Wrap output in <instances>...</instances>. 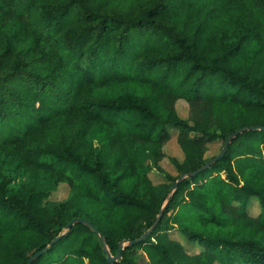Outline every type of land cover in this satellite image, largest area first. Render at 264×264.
Returning a JSON list of instances; mask_svg holds the SVG:
<instances>
[{
  "label": "trees",
  "instance_id": "1",
  "mask_svg": "<svg viewBox=\"0 0 264 264\" xmlns=\"http://www.w3.org/2000/svg\"><path fill=\"white\" fill-rule=\"evenodd\" d=\"M259 126L264 0H0V264H264Z\"/></svg>",
  "mask_w": 264,
  "mask_h": 264
},
{
  "label": "rangeland",
  "instance_id": "2",
  "mask_svg": "<svg viewBox=\"0 0 264 264\" xmlns=\"http://www.w3.org/2000/svg\"><path fill=\"white\" fill-rule=\"evenodd\" d=\"M176 109H177L178 114L181 117L187 118L188 105L184 100L177 101ZM175 134H176L175 130L172 129V136L170 140L164 146L166 157L160 162L164 171L168 173H172V174H174L175 171H174L173 163L170 160V158L174 157L175 159L179 161H181L183 158V152L181 151L176 141ZM219 147H220V142H214V143L209 144V151L207 152V155L216 154L219 151ZM149 175L155 183L164 181V176L162 175V173L156 170L151 171ZM67 193H68L67 185L62 183L59 185L57 190L53 191V193L49 197V200L52 202L63 200L67 196ZM256 210H257V203L253 201L250 207V211L255 212ZM171 236L181 240L182 243L184 244V247L190 252L197 251L200 248L198 244L189 243L182 235L175 233V231L171 233Z\"/></svg>",
  "mask_w": 264,
  "mask_h": 264
},
{
  "label": "water",
  "instance_id": "3",
  "mask_svg": "<svg viewBox=\"0 0 264 264\" xmlns=\"http://www.w3.org/2000/svg\"><path fill=\"white\" fill-rule=\"evenodd\" d=\"M259 127H260V128H264V126H259ZM253 128H255V127H254V126H250V127H242V128L237 129L236 131L232 132V133L227 137L226 142H225L224 146L222 147V149L219 151V153H217L213 158H211V159H210V160H209V161H208L203 167H207V166L210 164V162L215 161V160H217L219 157H221V156L226 152V150H227V148H228V145H229V142L232 140V138H233L234 136H236L237 134L241 133V132L244 131V130H247V129H253ZM182 177H183V176H181V177L178 179V181H180V180L182 179ZM178 181L174 184L173 188H176V187H177V185H178ZM162 210H163V209H161V210L159 211V214H158V216H157V218H156V221L160 218V215H161V213H162ZM156 221L154 222V224L156 223ZM76 222H83V223L89 225V226L91 227V229H92L94 232H96V233L99 234V236H100L101 239H102L103 249H104V251L107 252V257H108V260H109V261L117 260V259L121 256V250H122V248H123L124 241L120 242V244H119V249H118L117 254H116V255H111V253L108 251V249H107V247H106V245H105V241H104L103 235H102L101 232H99L98 229H97L96 227H94L89 221L84 220V219H80V218H75V219H73L72 221H70V222L67 224V227H70L71 225H73V224L76 223ZM154 224H153V226H154ZM151 228H152V227H151ZM150 230H151V229L145 231V232H144L139 238H136V239H134V240H130V241H129V244H131V243H133V242H137V241L143 239V238L147 235V233H148ZM60 236H61V235H58L57 237H55L54 239L51 240V242H50L49 245H47V246L44 247L43 249H41V250L35 252L33 255H31L30 258H29V260H28V262H27V264H31L32 261H33L38 255H40V254L43 253L48 247H50V245L53 244V243H54V242H55Z\"/></svg>",
  "mask_w": 264,
  "mask_h": 264
}]
</instances>
